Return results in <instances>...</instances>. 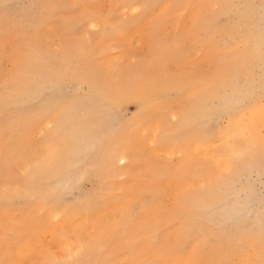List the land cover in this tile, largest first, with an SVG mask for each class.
I'll use <instances>...</instances> for the list:
<instances>
[{"label": "snow or ice", "instance_id": "snow-or-ice-1", "mask_svg": "<svg viewBox=\"0 0 264 264\" xmlns=\"http://www.w3.org/2000/svg\"><path fill=\"white\" fill-rule=\"evenodd\" d=\"M2 6L8 7L6 3ZM60 6L55 2L45 5L49 9ZM68 7L75 11L64 25L66 30L73 24L84 28L91 25L92 28V33L81 37L75 45L76 55L94 53L100 36L115 38L127 33V24L116 22L115 14L105 11L104 5L76 4ZM107 7L126 11L138 8L135 4ZM169 7L183 13L191 28L186 35L178 32L176 42L172 44L159 35L155 29L159 21L154 20L150 36L153 49L149 58L151 63L137 78L130 79L126 88L113 93L96 89L97 97L101 98L99 109L111 121V131H104L99 142L93 143L87 151L75 153L73 168L68 167L67 153L60 142V130H66L67 122L78 110L74 104L68 106L69 101H61L66 107L55 122L58 131L47 134L41 131L40 135L45 139L34 143L29 135L30 125H23L20 121L13 123V130L18 133L22 147L16 152L6 150L0 158V202L6 208L25 198L39 199L47 206L54 202L64 203L72 197L81 209H87L94 215L105 214L103 221L95 227L66 225L62 232L64 242L59 249L47 250L43 258L33 264H204L199 258V249L192 250L190 259L185 257L192 249L193 234L198 229L207 230L209 227L217 235L235 237L233 246L243 247L246 251L249 245L254 249L258 243L256 257L242 264H264V0H259V3L236 0L201 3L197 0ZM226 23L232 31L224 27ZM209 34L214 35L209 55L215 63V71H196L197 62L191 65V70L174 77L184 86L182 94L192 97L179 117L175 114L171 116L172 121H178V126L169 131L158 127L155 121L147 122L143 100L136 103V115L143 133L144 156H150L153 151L174 140L181 127L200 129L196 143L201 145L206 136L203 130L209 122L219 125L222 151L213 154L219 158L218 166L205 170L189 151L182 153L181 161L176 162L182 163L179 169L175 165H159L151 173L152 183L141 177L139 182L128 188L107 183L85 191L82 185L84 177L99 174L92 170L91 159L97 148H103L105 153L111 150L115 160L125 163L120 155L121 146L117 145L121 136L117 124L123 125L118 112L122 111L125 102H131L124 96L131 91L149 102H158V93L165 85L152 75L153 68L189 46L203 56L202 49ZM3 50L8 53L7 42ZM136 63L133 59L132 64ZM68 81L69 77L63 74L53 76L51 90L62 93ZM90 84L91 81H88L84 86ZM6 87L8 91L0 98V111L5 114L18 113L22 107L45 99L41 93H33L30 89ZM242 112H251L252 115L240 119ZM48 128H53V124H48ZM235 140L241 142L243 151L235 150ZM124 150L127 153L126 146ZM241 167L249 174V182L243 191L236 184ZM123 171L117 169L107 175L123 179ZM130 171L135 173L137 169L133 167ZM173 175L179 179L175 186L178 215L180 218L190 215L191 222L175 242L164 244L160 237H145L140 225L148 215L158 210L165 197L171 195L172 188L166 186V182ZM193 175L199 179L193 180ZM256 176L259 178V189L252 181V177ZM118 192L121 194L117 195ZM2 239L5 258L0 259V264H18L11 257L17 248H22L20 240L9 235L8 229H5ZM217 264L237 262L221 259Z\"/></svg>", "mask_w": 264, "mask_h": 264}, {"label": "rangeland", "instance_id": "rangeland-1", "mask_svg": "<svg viewBox=\"0 0 264 264\" xmlns=\"http://www.w3.org/2000/svg\"><path fill=\"white\" fill-rule=\"evenodd\" d=\"M35 1L0 0V93H4L5 95L7 92L5 90H8V87L6 86H12L13 89H15V86L16 88L20 87V90H29L33 88L31 90L33 93L39 92L43 97H45L42 102L26 105L24 108L22 107L18 113L10 112L5 114L2 111L0 112V158L3 157L6 150L9 152H16L22 147L18 139V133L13 131L12 123L15 121H20L23 125L28 123L27 125H30L29 135L33 143L45 139V137L40 135V132L43 131L45 134H47L49 132L55 133L58 131L55 127V122L59 113L64 111V108L66 107V105H63L60 102L67 100L69 101L68 106L74 104L78 109L73 113L72 117L67 122L66 130H60V142L63 144L66 150L68 157V167L71 169L74 167L75 153L87 151L91 146V141L95 137L101 139V135L104 131H111V121L107 116L103 117L101 110L99 107H97V103L95 102L97 97L96 89H103L104 86H111L117 89L122 87L126 88L130 82V79L134 80L137 78L144 71L145 66L151 63L149 58L152 55L153 49L150 36L153 31L154 20L159 21V24L155 26V29L159 32V35L163 38L169 39L170 43L174 44L176 42L178 32H182L186 35L188 30L191 28V23L190 21L185 20L183 13L178 12L174 8H170L169 5L181 3L191 4L197 2V0H146L147 2H145V0H137V2L135 1L134 3H129V5L135 4L138 6L136 9L137 16L135 15L136 12H134L132 9H128L126 11L122 8L117 10L107 7L113 4L128 3L125 1V3L123 1L121 2V0ZM41 1L43 6L41 5ZM44 1H47V4L55 2L61 6L56 9L48 10V8L45 7L46 3ZM198 2L227 3L232 2V0H198ZM236 2H240V0H236ZM4 3H8V6L10 4V6L4 9L2 6ZM151 3H156V5ZM253 3H259V0L253 1ZM76 4L104 5L106 6L104 9L105 11L115 14L117 18L116 22H124L128 27L126 35H117L115 38L100 36V38L95 43L96 51L90 55L81 56V58L83 57L82 61H85L84 63L81 62L79 55L75 54L74 47L80 41L81 37L92 33L91 25H88L87 28H84L80 24H73L68 30H66L64 26L66 22L71 20L72 13L75 11L73 8L68 7V5ZM141 5H148L150 10L148 8H141ZM147 9L149 11H147ZM138 10L140 13H138ZM5 11L8 13L6 14ZM35 11L40 12L36 13ZM143 11L145 13L144 16L142 15ZM31 12L33 15L35 14V17L31 15ZM131 19L132 21L135 19V21H137L138 19V21L136 23L135 21H133L134 23H130ZM30 21H32V23ZM25 26L29 30L26 29ZM228 26L231 27L230 25ZM224 27L229 30L228 27ZM208 38V42L213 44L214 35L209 34ZM6 42L8 43L7 54H5L3 50ZM30 46L38 53L36 51L34 52V50V54L30 53L32 52ZM62 49L66 51L64 52L65 56L62 55ZM68 50H70L72 53ZM193 50L194 48L190 46L187 48H182L180 54H177L176 56L171 57L161 64L155 66L152 70V75L157 78L160 83H165V81H167L166 78H169L170 76L174 77L176 75V71L183 72L191 70V65H193L192 63L190 64L188 62L187 65H180L177 69L176 61L183 53L184 56L187 57L186 62L192 61L193 56L190 55L189 52L193 53ZM67 51L70 52V54ZM41 52H43V54ZM67 53L69 56H67ZM38 54L41 56L39 57ZM52 55H57V59L56 57V60L51 57ZM30 56H34L33 58L39 57L37 64L36 62H34L35 65L31 63L36 59L33 60V58L31 59ZM133 59L137 61L135 65L132 64ZM195 60L196 62H199L201 59L199 58ZM24 61L27 62L25 63ZM199 64L200 65H197L196 70L206 72L209 71L212 66V63L210 64L209 62L203 61L199 62ZM37 66H40V70ZM64 66H66L64 71L68 70L69 68V70L66 71V74L65 72H62ZM18 67L19 69H17ZM23 67H25L24 70L26 69L29 71L23 72V69H21ZM29 67L32 69L31 71ZM19 70L20 72L18 73ZM70 70L74 71V73L72 71L70 72ZM81 70L84 75H87L86 78L85 76L84 78H76L77 74L75 73H79ZM57 72H60V74L64 73L63 75H68L67 77H69L68 86L64 88L62 93L59 91L53 92L51 90V80L53 76L57 75ZM84 72H86V74ZM28 76H30V78ZM46 76L48 77L46 78ZM49 76L51 77L49 78ZM43 77H45L46 80ZM173 80L179 81L175 78H173ZM25 81L27 83H25ZM88 81H91V84L90 86L88 85L85 87L84 85ZM31 83H34V85H31ZM26 84H29L31 87L29 86V89L26 88ZM20 85L22 86V89ZM35 89H37V91ZM89 89L91 90L89 91ZM1 94L0 98L4 96ZM93 94L96 96L94 97ZM138 96L139 95L129 91L127 95L124 96V99L131 102H125L122 105V111L118 112L119 117L123 119V125L126 124L127 127L129 122L131 123L134 120L137 109L133 104V101L136 100ZM47 97L48 99H46ZM37 100L39 101L40 98L37 97ZM180 101V98L175 96L173 93L168 94L165 100L160 98L158 103L163 105L165 108L161 113L158 114L159 120L162 115H167L166 120L169 122L173 114L177 115L181 106ZM32 106L33 109H31ZM27 108L30 109L26 110ZM247 115H251V113H246L245 117ZM84 117L86 118L87 122H81ZM156 119L157 117H155L154 120ZM75 122L79 123L78 128L76 127ZM48 124H53V128L49 129ZM210 148L214 149L215 144ZM134 151L136 154V161L128 171V168L126 167L127 154L126 151L121 148L120 155L121 158L125 160V163L120 164L117 160V162L114 163V165L108 172H106V174L117 169H123V179H120L119 177H106L105 179L107 183L117 184L129 178L136 179L142 175L146 176L147 180L150 179L152 171L156 168L155 162L150 159V156L143 155L142 145H140L138 151L137 149ZM178 155L179 153L171 155L170 160L168 159V157H170L168 155L160 153L158 156H160L163 161H166L167 163L171 161L170 164L175 165L177 159L179 158ZM140 156L143 157L142 160L146 159V162H141ZM133 167L137 169L135 173L130 171ZM146 167L149 168L145 170ZM252 181L256 184L257 189H259L258 176L252 177ZM82 185L85 191H87L90 189L100 188L103 186V183L99 184L98 180L93 175L88 177L87 180L82 181ZM131 185L132 184L124 185V187L128 188L131 187ZM104 215L105 214L103 212L99 213L98 215H94L87 209H81L80 205L77 204L72 197H69L64 203L54 202L47 206L43 205L41 200H34L31 198L18 200L7 208L2 202H0V259L5 258V245L2 239L5 229H8L9 235L20 240L22 244V248H17L15 255L11 258L15 259L18 264H33L34 261L42 259L43 254L47 250L59 249L61 244L64 242L62 232L66 225L85 228L95 227L103 221ZM24 246L33 248L38 247L42 253L41 258L34 259L32 262H26V260L19 261V253L24 249ZM199 258L204 261V264H217V262L221 259H231L236 261L237 264H242V262L248 260L249 258L255 257L247 255L224 257L210 256Z\"/></svg>", "mask_w": 264, "mask_h": 264}, {"label": "bare ground", "instance_id": "bare-ground-1", "mask_svg": "<svg viewBox=\"0 0 264 264\" xmlns=\"http://www.w3.org/2000/svg\"><path fill=\"white\" fill-rule=\"evenodd\" d=\"M10 1H12V0H10ZM122 1L123 2L124 1L125 2H128V3H126L128 5H129V3H134L135 1L137 2V0H121V2ZM147 1L145 0V2H147ZM253 1H256V0H240L241 3H253ZM153 2H155V1H153ZM45 3L47 5L48 2L46 1ZM156 3H151V4H153V5L155 4L156 5ZM143 4H145V3H143ZM41 5L43 6L42 1H41ZM9 6H10V4H9ZM33 7H32V9H33ZM148 9H149V7H148ZM148 9H147V11L150 10V9L149 10ZM8 10H9V8H8ZM48 10H50V9L48 8ZM143 10H145V9H143ZM39 12L37 11L36 13H39ZM134 12H136V10H134ZM5 13L7 14L8 12L5 11ZM16 13H18V12H16ZM138 13H140L139 10H138ZM136 14H137V12L135 13V15ZM144 14L145 13L143 11V14L142 15L144 16ZM31 15H33V13ZM5 16H7V15H5ZM33 16L35 17V14ZM23 17H24V15H23ZM11 18H13V17H11ZM22 19H25V18H22ZM27 20H26V22H27ZM135 20H133V21H135ZM133 21L131 19L130 23H134ZM137 21H138V19H137ZM137 21H135V23ZM30 22L32 23V21H30ZM27 25H29V24H27ZM225 26L228 27V29L230 31L233 30L227 24H225ZM23 28H24V25H23ZM25 28H26V26H25ZM26 29H28V28H26ZM208 40H209V38L207 39V42H206L204 48L202 49V51L204 52V55L203 56H201V54H200L199 51H196L194 49L193 50V53L194 54L189 52V54L193 56V60L186 62V58L187 57H185L184 56V53H183L181 56H179V58L176 61V63H177L176 64L177 65V69L179 68L180 65H187L188 62L190 64L191 63L192 64L197 63L195 59H199L200 58L201 60L199 62H202L203 61V62H209L210 64L212 63V66H211L210 70L207 71L208 73H211V72L215 71V67H216L215 66V63H214V61H212V59H211V57L209 55V51L211 49V45L212 44H210L208 42ZM30 48H31V46H30ZM33 50H34V48L32 49V52H30V53H33L34 54V52L36 50H34V52H33ZM62 50H63V54L62 55L65 56L64 55L65 54L64 52H66V51H64V49H62ZM70 50H68V51H70ZM212 51L214 52L215 50H212ZM70 52H68V53L70 54ZM41 53L43 54V52H41ZM68 53H67V56H69ZM52 54H55V53H52ZM40 56L41 55H39V57ZM49 56H50V54H49ZM56 56L52 55L51 57H53L55 59ZM30 57H28V58H30ZM33 57H31V59ZM35 57H37V56H35ZM39 57H37L38 60H37V58H33V60L36 59L35 61H33V60L30 59L31 61H33L31 63H33V65H35L34 62H36V64H37V61H39ZM79 57L81 58V56H79ZM74 58H75V56H74ZM82 58H81V62H83L82 61ZM56 59H57V57H56ZM64 59H66V58H64ZM24 62L26 63L27 61H24ZM25 63H24V66H25ZM198 65H200V64L198 63ZM30 66H31V64H30ZM37 67L39 69L40 66H37ZM65 67L66 66L63 67L64 69H62L63 70L62 72H65V74H66V71H68L69 68H68V70L64 71L65 70ZM24 68L25 67L21 68V69H23V72L29 71V70H26V69L24 70ZM17 69H19V67ZM29 69H30V67H29ZM31 70L32 69H30V71ZM42 71H43V69H42ZM71 71L72 70H70V72ZM196 71H198V72H206V71H200V70H196ZM19 72H20V70L18 71V73ZM60 72L59 73L57 72V74H60ZM72 72L74 73V71H72ZM16 73H15V76H16ZM26 73H28V72H26ZM84 73L86 74V72H84ZM178 73H180V72L179 71H176V74H178ZM55 74H56V72H55ZM75 74H77L76 78H84V76H85V78L87 77V75H84L83 74L82 70L79 73H75ZM20 75H21V73H20ZM47 75H49V74H47ZM70 76H71V73H70ZM28 77L30 78V76H28ZM47 77L48 76H46V78ZM50 77L51 76H49V78ZM174 77H171L170 76L169 78H166L167 81H165V83H162V82L160 83L161 85H165V87H162V89L160 90V92L158 94H159L160 98H162L164 100L166 99L167 95L170 94V93H173L175 96H177V97L180 98V100H181L180 101L181 102V106H180V109H179V113L176 115L177 117H179L182 114V111L184 109V106L190 102V100H191L192 97L190 95H183L182 94L183 93V90H184V86L182 85L181 82L173 80ZM35 78H36V76H35ZM43 78L46 80L45 77H43ZM22 79H21V81H22ZM87 80H88V78H87ZM26 81H25V83H27ZM84 81H86V80H84ZM39 82H40V80H39ZM51 82H52V80H51ZM16 85H19V84H16ZM31 85H34V83L33 84L31 83ZM26 86H27L26 88H28V89L31 87L29 84H26ZM23 87H25V86H23ZM14 88L16 89L15 86H14ZM21 89H22V86H21ZM32 89H30V90H32ZM118 89H120V88H118ZM35 90L37 91V89H35ZM43 90H46V89H43ZM90 90L91 89H89V91ZM103 90L105 92L113 93V92H115L117 90V88H114V87H111V86H109V87L108 86H104L103 87ZM5 91H8V90H5ZM1 95H4V93H2ZM93 96L95 97L96 95L93 94ZM46 99H48V97ZM141 100H143V103H144V106H145V113L144 114H145V120L147 122L155 121V124L158 127L166 128L169 131L173 130L174 127L178 126V121H172L170 119L169 122H167V120H166L167 119L166 118L167 115H162L161 118H160V120H159L158 114L161 113L162 110L165 107L161 106L158 102H149L148 100L143 99L142 97L138 96L137 99L133 101V104L136 106V103L137 102H140ZM45 101H48V100H45ZM100 101H101V98L96 97L95 102L97 103V107H99ZM35 106H37V105H35ZM30 108H27L26 110H28ZM31 109H33V106H32ZM249 113H251V112H249ZM245 115H246V113L242 112V113L239 114V118L240 119H244L245 118ZM251 115H252V113H251ZM103 117H105V116L103 115ZM155 117H157L156 120H154ZM31 118L33 119L32 116H31ZM257 118H258V111H257ZM34 119H35V117H34ZM138 119L139 118L137 117V115L135 113L134 120L131 123L129 122L128 127H127L126 124L125 125L118 124V126H117V128H119L121 130V136H120V139L117 141V145L121 146V148H123V149H124L125 146L127 148V153H126L127 154L126 167L128 168V171H129V169L132 167V165L136 161V159H135L136 158V154H134L135 153L134 150H136V149L138 150L139 147H140V145H142V147H143L142 140H141V139H143V133H142V131H140L139 124L137 123ZM165 120H166V122H165ZM81 122H87L86 121V118L84 117ZM27 124H24V125H27ZM75 125L78 128L79 123L78 122H75ZM12 128H13V126H12ZM203 131L206 132L205 142L203 144H201V145H197L196 139H197V136L200 134L201 130L200 129L193 130L191 128L181 127L179 129V131L177 132L176 138L174 140H172L166 146L160 148L158 151H153V153L150 155V159L153 160V162H155V164H156V168L154 170H156L159 165L164 164V163L166 165L171 166V164H170L171 161L169 163H167L166 161H163V159H161L160 156H158L160 153H162L164 155L170 156V157H168L169 160L171 158V155H174L175 153H179V155H178L179 158L177 159V161H181V155H182V153H188L189 151L191 152L192 156H195V157L198 158V162H199L200 167L204 168L205 170H208V169L217 167L218 164H219V158L216 157V156H214L213 154L214 153H219L220 151H222V148H221V146L219 144V139H220L219 125H217V124H215L213 122H209L207 128L204 129ZM91 137H90V139H91ZM99 140L100 139L98 137H95L91 141V144L90 145H92L93 143H98ZM233 143L235 144V150L236 151H238V152L239 151H243V148L241 146V142L240 141L235 140V141H233ZM214 144H215V148L214 149H211L210 147L214 146ZM137 157H138V155H137ZM140 158H141V162H146V159L145 160H142L143 157H141V156H140ZM91 159H92V165H93L92 170L99 173L98 175H94V177L98 180L99 184H101V183H103V185L104 184H107L105 178L108 177V175L106 174V172H108L110 170V168L114 165V163L117 162V160H115L112 157L111 150H109L108 153H105V151L103 150V148H97L96 152L94 153V155L92 156ZM175 166H177L176 168L179 169L182 166V163L181 164H177L176 163ZM148 168L146 167L145 170H147ZM112 169H114V168H112ZM247 175H248L247 170L244 169L243 167H241L240 172H239V175L236 178V184L238 185V187L242 191L244 189H246L247 184L249 182L248 181V178H247ZM141 177H146V176H143L142 175V176L137 177L136 179L129 178V179H127L125 181H122V182H119L117 184H120V185H123V186L124 185H129V184H135V183H137V182L140 181ZM87 179H88V176H85L83 181H85ZM192 179L193 180H197L199 178L197 176L193 175L192 176ZM146 182L147 183H152L151 177H150L149 180H146ZM177 183H179V179L175 175H173L172 177L169 178V180L166 182V186L167 185L168 186L170 185V187L172 188L171 195L165 197L164 200H163V203L159 206L158 210L156 212L148 215L143 220L142 224L140 225L142 234L145 237H151L152 239H155L156 237H160L161 238V242L164 243V244H167L169 241L175 242L176 238L183 232V230L186 228V226L191 222V216L190 215H186L183 218H180L179 215H178L177 207H176V192H175V186H176ZM117 195H120V193L118 192ZM145 195H148V193H145ZM192 239L194 241L193 244H192V249L190 250L189 255L187 257H185L186 259H190L191 258V252H192V250H195V249H199L200 250V257H210V256H212V257H224V256H247V255H251V257H256V255L258 254V251H259L258 243H257V245H256V247L254 249L249 245L248 246L249 247V250H247V251L244 250L243 247H240V248L234 247L233 246V241L235 240V237L229 238L226 234H224V235H217L215 233V231L213 230V228H211V227L207 228V230L198 229L197 232L193 234ZM19 254H20L19 261L26 260V262H32L34 259L41 258V256H42L41 255L42 253H41V251H40V249L38 247L37 248H33V247H27V246H24V249L22 251H20Z\"/></svg>", "mask_w": 264, "mask_h": 264}]
</instances>
